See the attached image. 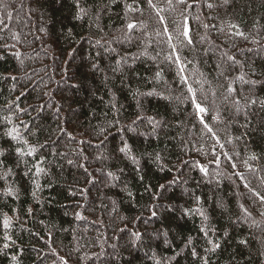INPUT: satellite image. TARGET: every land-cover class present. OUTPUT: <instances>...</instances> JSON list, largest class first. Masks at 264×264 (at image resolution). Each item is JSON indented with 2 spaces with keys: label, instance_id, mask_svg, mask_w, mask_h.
I'll return each mask as SVG.
<instances>
[{
  "label": "trees",
  "instance_id": "16d2710c",
  "mask_svg": "<svg viewBox=\"0 0 264 264\" xmlns=\"http://www.w3.org/2000/svg\"><path fill=\"white\" fill-rule=\"evenodd\" d=\"M81 3L94 16L109 0ZM153 3L156 9L142 0V14L126 16L123 0H115L94 22L74 18L73 0L0 1V150L5 151L0 159L12 169L7 184L0 180V219L13 217L7 234L15 241L3 249L5 230L0 227V264H101L95 257L111 250L115 257L103 264H129L130 232L135 231L143 236L133 249L132 264H152L145 256L149 251L173 257L188 237L198 256L188 248L172 264H203L200 256L208 264H264V205L249 191L264 194V108L247 107L243 99L264 100V0ZM129 18L139 26L130 43L119 42L114 38L123 40ZM185 19L191 45L180 43ZM236 31L248 39L233 35ZM170 45L178 49L183 74L166 59L174 55ZM109 47L115 51L102 52ZM225 53L239 64L229 67ZM130 56L139 59L130 62ZM117 62L121 71L114 73ZM94 63L103 71H94ZM243 73L257 81L254 87L235 80ZM181 75L208 109L204 119L211 131L195 117ZM229 83L235 94L226 91ZM153 89L168 99L134 95ZM234 98L241 101L239 112ZM142 115L163 124L153 132L145 121L134 128L137 136L128 135L126 130ZM12 127L38 149L35 155L16 156L14 149L25 145L5 135ZM145 132L149 137L140 134ZM123 142L138 165L119 152ZM33 165L44 172L37 174ZM109 172L120 182L96 186L100 173ZM181 184L189 188L186 194L179 191ZM9 186L14 196L4 195ZM196 197L215 229L208 238L221 245L214 252H205L212 245L199 231L201 218L183 214L197 206ZM152 205L163 206L156 217L150 215ZM167 206L173 210L165 211ZM83 221L86 227L80 225ZM163 232L168 233L167 245Z\"/></svg>",
  "mask_w": 264,
  "mask_h": 264
},
{
  "label": "snow or ice",
  "instance_id": "6c2138e0",
  "mask_svg": "<svg viewBox=\"0 0 264 264\" xmlns=\"http://www.w3.org/2000/svg\"><path fill=\"white\" fill-rule=\"evenodd\" d=\"M58 2H59V0H58ZM114 2H115V0H109V4L104 5V9H107L109 7V5L111 3H114ZM141 2H142V0H132V2L129 3L128 0H123L125 15L127 16V13H129V12H131V13L141 12V14H142V9L140 7ZM143 2L146 3L149 8L156 9V5L153 3V0H143ZM223 2L225 4H227L229 2V0H223ZM168 3L171 4L172 0H168ZM177 3L186 4L187 0H177ZM73 6L75 9L74 18L76 20H84L87 17V18L93 19L94 22H98L100 20V14L104 10V9H100L99 7H97V11L93 16V14L91 13V10L82 5L81 0H73ZM212 6H213L212 4H208L209 8H211ZM189 7H191V5H189ZM160 11L161 10L156 11V15L158 17H160ZM160 23L164 24V18L163 17H160ZM138 26H139L138 23L133 21L131 18L127 19L126 24H125V28L122 30L123 31V40H120V38H114V39L118 40L119 42L127 41L130 43L133 39L134 30L137 29ZM96 27L98 30H100L99 23H96ZM205 27H207V25H205ZM231 27L233 29L237 28V26L235 24L231 25ZM41 30H43V29H41ZM163 31L165 33L168 32L167 26L164 27ZM189 33H190V29L188 28L187 20L185 19L184 25H183V30L179 33V36H182L184 38V40H181L180 43H184L185 41H186L187 45H191L193 43L192 38H191ZM69 35H71V30H69ZM157 35H159V33H157ZM233 35H237V36H240L244 39H248V37L245 36V34L243 32H240V31H236L235 33H233ZM177 39H179V37H177ZM168 40L172 41L173 37L169 36ZM252 42L259 44L260 40L253 39ZM100 43L101 42L99 40L96 41L97 45H100ZM170 47L172 48V53L174 55H170V56L166 57V59H169L172 63L179 66V73L183 74L185 72V67L183 66V61H182L180 55L176 54L178 52V49L175 45H170ZM113 51H115V50L113 49ZM99 54L100 53H97V55H99ZM141 55H143V53H141ZM224 55H225L227 61L229 62V67H232L233 65L239 64V61L236 60L235 56L228 55L227 53H225ZM122 59H123L124 63L127 64V60L124 58H122ZM133 59L134 60L139 59V56H134ZM92 68L94 71H103V69H101L100 65L97 63H94L92 65ZM111 71L114 73L121 71L120 62H117V66L113 67L111 69ZM252 74L255 75L254 72ZM221 75H224V72H221ZM247 75H248L247 73L240 74L235 78V80L239 81L243 84L252 85L254 87L256 85L257 81L252 80L250 78L246 79ZM159 76H160V73L157 72L156 77H159ZM12 79H15V77H12ZM180 79L183 82V84L187 86V91L190 94L191 103L196 110L195 114H194L195 117L199 120V122L205 128H208V130L211 131V128H209L208 124L205 122V119H204V116L207 114L208 109L206 107L202 106V104L200 102H198L197 97H196V92L189 85L188 77L181 75ZM196 82L200 83L199 80H197ZM73 87H76V85H73ZM226 91L229 94H235L237 92V90L232 86V83H229L227 85ZM134 95H136V96H147V97H151L153 95H156L160 99H165V100L168 99V97L164 96L162 93H157L155 91V89H153L152 91H148V92H139L137 90V92L134 93ZM213 95H215V93H213ZM241 95H242V93H241ZM243 99L246 101L247 107H251L253 105L259 104L260 107L264 108V100H259L258 98H251V97H246V96H244ZM113 100H115L114 96H113ZM240 103H241L240 99H236V98L233 99L234 105L239 106ZM137 105H138V107L140 106L139 100H137ZM112 107L116 108V104L113 103ZM117 111H119V109H117ZM236 111L239 112L240 108L237 107ZM5 119H7V117H5ZM213 119L214 120L218 119V116L213 117ZM138 121H146L148 124H150L152 126L153 132L155 131V129L157 127H159L163 124L162 120L156 119V117L148 116V115L138 116L137 119L133 121V124L138 125ZM129 130H134V129H131V127L129 126ZM140 134L145 135V133H140ZM5 135L8 136L16 144L25 145L24 148L17 147L14 149L16 156L22 158L25 155L33 156L38 152V149L36 147L29 145L28 141L26 139H23V137L20 135L19 131L15 127H12L10 130H6ZM119 152L123 153L124 156L127 157L128 159H130L133 164H135V165L139 164V161L135 158L134 155H132V150H131V148L127 142H123L122 147L119 148ZM4 155H5V151L0 150V157H3ZM255 158H256L255 156L252 157V159H255ZM155 160L156 161L160 160L159 154L156 155ZM33 167L35 168L37 174L44 172L43 168L37 167L36 165H33ZM233 167H235V165H233ZM200 170L204 173L207 172V169L202 167V166H201ZM120 171H123V169H120ZM137 171H139V168H137ZM11 175H12V169L5 165V162L3 159H0V180L4 181L7 184L8 179ZM107 175L112 180H118L119 179V177L115 173L109 172V173H107ZM140 178L143 179V177H140ZM163 187L164 186L161 185V189H163ZM245 187H248V185L246 184ZM249 191L253 192V195L257 198L259 203L264 205V194H261L259 191H253L251 188H249ZM4 195L5 196H14L15 195V189L12 188L11 186L7 187L4 191ZM35 195L36 194L34 192L33 196L35 197ZM128 195L131 196L132 193L128 192ZM155 198L159 199V197H155ZM195 203L197 205L195 208H186L184 210L183 214L185 216L197 215L201 218L202 225H201L199 231L204 234V237L207 239V243L212 245L211 248H205V252H214L216 249L220 248V246H221L218 242H214L212 239L208 238L209 233H213V234L215 233V229L212 228L210 226V224L208 223L209 217L206 213V210L201 206L199 197L195 198ZM162 207H163L162 205L150 206L149 211H150L151 217H156L158 214V210ZM164 210L165 211H172L173 209L171 208V206H169L168 208H166ZM243 212L246 215H251L250 213H248L247 209H243ZM28 214L31 215V209L28 210ZM260 216L264 217V212H260ZM16 219L18 220L19 217H17ZM252 223H253V225H258V222L256 220H253ZM12 225H13V217H9L7 214H5L3 216V218L0 219V227H2L5 230V234L3 236V240L5 241V243H3V249H8L10 247V244L15 243V241L12 240L11 237L7 234L8 230L11 229ZM120 231L126 232L127 229L121 228ZM160 235L164 236L166 245L170 243V241L168 240V233L167 232L160 233ZM225 235H227V233H225ZM130 236L134 238L132 240V248L128 249L129 257L132 258L129 260V264H132V261L134 259L133 249L136 248L138 242H142L143 233H141L139 231L130 232ZM240 243L246 244L247 241L242 240V241H240ZM149 248H150V246H149ZM188 248H191V255L194 258H196L198 256V253H197L196 249L193 247V238L192 237L187 238V240L184 242V248H182L180 251L176 252L175 256H173V257H170V258H166V257H162V256L158 257L155 251L146 252L145 256L148 257L152 261V264H172V261L175 260L176 257H178L181 254L182 251H184L185 249H188ZM199 258L203 261V264H208V260L206 257L200 256ZM61 259H63V258H61ZM13 260L15 261L16 257H13ZM65 264H66V262H65Z\"/></svg>",
  "mask_w": 264,
  "mask_h": 264
},
{
  "label": "rangeland",
  "instance_id": "374dc122",
  "mask_svg": "<svg viewBox=\"0 0 264 264\" xmlns=\"http://www.w3.org/2000/svg\"><path fill=\"white\" fill-rule=\"evenodd\" d=\"M1 1V0H0ZM6 18H7V16H5ZM0 18H1V15H0ZM3 18V17H2ZM87 44V43H86ZM89 44H87V46H88ZM100 47H101V45H97V49L99 50L100 49ZM102 51V50H101ZM113 51V48H111V47H109V49H107V50H104V51H102L103 53H105V54H109L110 52H112ZM207 53H209V49L207 50ZM263 54H264V52H262ZM218 56H221V55H219L218 54ZM128 59V58H127ZM128 61H130V62H134V61H136V59L134 60L133 58H132V56H130V58L128 59ZM223 61H225V60H223ZM123 64V66H127L128 64H124V62L122 63ZM134 64V63H133ZM225 64V63H224ZM65 85H61L60 87L61 88H63ZM237 107H240V106H237V105H234V108L235 109H237ZM144 122L145 121H141V122H138V125L137 124H135V125H133V127H131V129H134V128H137L138 126H140V125H144ZM145 124H147V123H145ZM126 132L128 133V135H130V136H132V137H134V136H137L136 135V133H135V131L134 130H129V128L126 130ZM149 134L148 133H146L145 132V135L144 136H147V137H149L148 136ZM96 149H98L99 150V147H96ZM98 160H100V158H98ZM214 176V175H213ZM101 181H107V182H114L115 184L116 183H119L120 182V179H118V180H112V179H110L109 177H108V175H107V173H104V174H101L100 173V175H99V182L98 183H96L95 185L97 186ZM180 187V192H183V193H187L188 191H189V188H187L186 186H185V184H181V186H179ZM170 190L171 189H169V190H167L168 192L167 193H169L170 192ZM169 206H167L166 208H168ZM168 212V211H167ZM170 212V211H169ZM245 219L247 220V218L245 217ZM246 220H242V224L246 221ZM80 225L81 226H83V227H86V222H81L80 223ZM154 240H157V237L155 236V238H154ZM114 251L113 250H111L110 251V253H107L106 255H99L98 257H95V262H97V263H101V264H103V263H107L108 262V260L109 259H111V258H114L115 257V253H113ZM116 252V251H115ZM113 253V254H112ZM116 262H117V259H116Z\"/></svg>",
  "mask_w": 264,
  "mask_h": 264
}]
</instances>
